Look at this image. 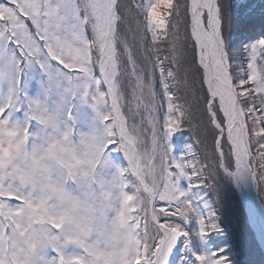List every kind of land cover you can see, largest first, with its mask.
Instances as JSON below:
<instances>
[{
	"label": "snow or ice",
	"instance_id": "6c2138e0",
	"mask_svg": "<svg viewBox=\"0 0 264 264\" xmlns=\"http://www.w3.org/2000/svg\"><path fill=\"white\" fill-rule=\"evenodd\" d=\"M260 7L259 25L240 27L234 48L229 49L223 0H128L127 4L123 0H0V80L9 84L7 102L0 104V117H4L0 124L7 123L6 113L25 108L28 95L21 81L26 72L39 66L53 81L49 68L55 66L68 80L75 76L83 82V97L91 96L93 109L104 106L105 111H97L106 129L104 149L122 153L127 161L125 171L150 194L147 206L133 204L127 209L131 215L126 217L123 210L119 214L122 224H131L134 239L131 258L124 264H228L224 248L205 247L209 233L218 227L215 213L209 210L207 217L199 213L191 195L203 166L190 146L174 155L168 143L186 116L174 102L169 82H179L181 68L198 61L204 113L217 134L218 167L230 169L234 158V175L248 169L256 177L257 164L264 169V4ZM134 8L142 17V28L137 19L141 35L133 34L130 43L122 26ZM181 12L183 37L178 35L176 22ZM164 43L168 55L161 58L159 45ZM135 44L144 49L142 65ZM184 71L187 76L188 69ZM122 77L133 81L136 110L147 113L151 127L147 143L122 110ZM158 95L167 102L160 131L155 115ZM225 144L229 147L227 162ZM132 199L126 196L124 205ZM25 203L23 195L0 191V254L8 250L9 227L15 225L13 232L21 227L17 218ZM193 221L195 227H190ZM51 223L61 228L55 219ZM53 249L56 255L47 264H84L80 257L66 258L60 248Z\"/></svg>",
	"mask_w": 264,
	"mask_h": 264
},
{
	"label": "clouds",
	"instance_id": "9594fccd",
	"mask_svg": "<svg viewBox=\"0 0 264 264\" xmlns=\"http://www.w3.org/2000/svg\"><path fill=\"white\" fill-rule=\"evenodd\" d=\"M47 83L58 89L54 99L47 90L28 96L26 107L6 113L7 123L0 124V182L10 178L8 188L26 201L17 218L21 228L0 258L6 264H47V252L55 246L80 255L84 264H124L134 239L131 224H122L119 214L131 215L127 209L133 204L147 206L150 194L125 171L127 164L116 163L113 152L104 149L101 110L93 109L90 96L83 97V82L73 76ZM78 103L90 104L97 120L79 131L68 115ZM129 195L133 199L125 206ZM53 219L61 223L59 230L51 226Z\"/></svg>",
	"mask_w": 264,
	"mask_h": 264
},
{
	"label": "rangeland",
	"instance_id": "374dc122",
	"mask_svg": "<svg viewBox=\"0 0 264 264\" xmlns=\"http://www.w3.org/2000/svg\"><path fill=\"white\" fill-rule=\"evenodd\" d=\"M123 2L125 4H127L128 0H123ZM223 2L226 5V16H227V18L225 21V34H226L225 35V43L227 46V39L229 40L230 27L233 26V23L238 20V19L234 18L230 14V12L237 14L238 11H240L241 9L248 7L252 11L251 14L255 15L256 18L261 21L262 9L260 6L262 4H264V0H223ZM243 18H245V17H242V19ZM137 19L141 20L140 27L142 28V17L140 16L139 10L134 8L132 10V12L129 14L128 19L126 21V24L122 26V34L128 36L130 43H132L133 34H135L137 37L139 35H141V33L138 31L137 24L135 22ZM176 22L179 25L178 35L183 37L185 35V20H184L183 12H181V15L176 18ZM167 46H168L167 43L159 45V47L161 49V51H160L161 58L168 55ZM186 46H187V48L189 50V54H190L191 42L188 41ZM233 48H234V45H233L232 49ZM134 51H135V54L137 57L138 64L142 65L144 62L143 61L144 49L139 44H135L134 45ZM240 55L243 56V53H240ZM189 60H191L190 55H189ZM197 67H198V61L195 64H191V63L186 64V65H184V67L181 68L179 76H178L179 82H174V81L169 82L170 88H171V94L174 97V102L186 111V116H185L181 126L185 127V131L187 132L185 134V137L191 138V140H190L191 144H189V146L192 148L191 151L197 154V160L199 161V165L203 166V173L198 180L208 179L210 181L209 183L212 184V185H210L207 182L206 185L203 184L202 186H200V189L202 191L201 196L204 200V202H202V204H203V208H204L206 214L208 213L209 210H211V207H212V209L215 213V216L218 218H220V216L222 214L225 217H232V218L237 219V218H239L240 214H242L241 204L245 208V205L243 203L244 199L242 198V196L238 195L237 192L235 191V189H236L235 185L236 184H235L234 178L232 177L231 172L229 170H224L222 172L221 168L218 167V159H219L218 152L214 148V138H215L214 136L216 133L213 131L212 128L209 127L207 117L204 113V104H203V99H202L201 92H200V72L197 71ZM185 68L188 69L187 76H185V71H184ZM49 73H51V75L53 77H55V79L57 81H59V79L62 75V73H60L55 66H52L49 68ZM45 75H46L45 82L47 84L48 74L45 73ZM62 76L64 77V75H62ZM24 79H26L28 81L29 90L32 89V94H30V93H27L25 91V87H24L23 90H24V92L27 93L28 96H37V95H43L44 94V91L42 92L38 87L40 85L41 80L39 79L38 72L35 70L34 67L30 68L26 72V74L24 75ZM185 80H186V83H185ZM0 81H1V85L4 86L3 88L0 89V94H1V96L6 95L8 98L9 84L7 81H4V80H0ZM132 86H133V81L130 78L122 77V90H123L124 96H125L124 101H122V104H123L122 110H124L125 115L128 118L129 125L131 126L132 124H135L139 128L140 123H139V121H138V123H136L134 121V118L136 116L137 117L143 116V114H140V113H141V111L143 113L144 110L140 109L139 111H137L135 106L133 105V104H135V101L132 100V95H131ZM46 90L49 93V99H54L58 94V89H56L55 86L49 85V87L47 89H45V91ZM90 99H91V96H90ZM155 103L157 106H159L158 111L155 113V115H156L157 120H158V125L160 127L159 131H160L162 128V124L164 122L166 111H167V102L164 101L161 98V96L158 95ZM102 107L104 109L103 105L99 106L101 111H102ZM69 111H71L74 114L75 126H77L78 131L84 127H87V126H90V125L97 123L95 110H93L91 108L90 104H79L78 103L74 107L69 108ZM162 112H163V117H162ZM144 115H145L144 121L146 124L147 139H150L151 129L149 128L148 120H146L147 119V113L145 111H144ZM177 115H179V114L177 113ZM3 118L0 117V119H3ZM141 119H142V117H141ZM140 131H141V133H144L143 129H140ZM179 134H181V129L177 130L176 132H174L171 135V137L168 139V143H172V145H174L173 140H176V139L172 138V136L176 135L178 137ZM223 149L225 152V162H227L228 161V154H229L228 145L225 144ZM252 150L255 153L256 149L252 148ZM184 151H185V149L183 148L182 153H179L177 155L183 154ZM188 159H189L190 164H191V158H188ZM207 159H212V160H215V162H216V165H215L216 172L215 173L210 172L211 175H207V173L205 172V167H207V169L209 170L208 164L206 162ZM232 164L234 165V158L232 159ZM211 167L213 168L212 163H211ZM258 167H259V165H258ZM259 171H260V173H258V171L256 169V172H257L256 182L259 186L258 187L256 185V189H257V192L259 194H263L264 189H263L261 182L264 179H261V173H264V169H261L259 167ZM189 172L191 173V167H189ZM244 173H245V169H242L240 171V173L237 174V176L239 174H241V176H244ZM219 184H221L224 187L225 192L227 194V195H224L223 192L221 191L222 192V197H221V196H219V195H221V193L219 191H218V193H216V195L219 194L218 195L219 197L225 199V200L222 199L223 202H222L221 207H219V206L217 207L213 203V199H211V195H210L211 191H213L215 193V186H218ZM231 186L233 188L235 186V189H234L235 192L232 190ZM1 189H3V191H5V192H12V190L10 188H8V185H5ZM218 189H219V187H218ZM254 190H255V188H254ZM230 204L232 206L237 207V215L236 216L231 215L232 207ZM51 226L53 227L52 224H51ZM57 230H59V229H57ZM25 232L20 231V235L21 236L25 235ZM52 250L55 251L53 248H52ZM65 255H66V258L73 256L72 252L70 250L67 253H65ZM233 257H234V255L228 259V262L230 264H249V262H251V261L258 262V257L256 256L255 251L253 252L252 257H248V256L240 257L238 255H237L236 259H233ZM2 264H6V261L2 262Z\"/></svg>",
	"mask_w": 264,
	"mask_h": 264
},
{
	"label": "trees",
	"instance_id": "16d2710c",
	"mask_svg": "<svg viewBox=\"0 0 264 264\" xmlns=\"http://www.w3.org/2000/svg\"><path fill=\"white\" fill-rule=\"evenodd\" d=\"M251 13H252V11L248 7L244 8V9H241L240 11H238L237 14H234V13L230 12V14L234 18L238 19L237 21H235L233 23V26H231L230 30H229V40L227 39V41L231 42L232 45H234V42H235L236 36H237V31H238V29L240 27L247 26V25H250V24L259 25V23L261 22L259 19L256 18L255 15H252ZM242 17H245V18L242 19ZM62 75H61L59 81L62 80V78H63ZM47 86L48 85H44L42 82H40V85L38 87L43 92V91H45V88ZM149 128H150V126H149ZM215 136H216V134H215ZM187 146H189V145L187 144ZM173 154L177 155V153H173ZM206 162H207V164L210 167H211V163H212L213 168H214V169L212 168L213 169L212 171L216 172V169H215L216 162H215V160L207 159ZM4 182H7V180H5L3 182H0V184H3ZM8 182H10V180ZM218 187H219V189H218ZM231 188L234 191V188L232 186H231ZM218 191L221 193V195L218 194L221 197H222V192H223L224 195H227V194L225 192L224 187L221 184H219L218 186H215V193H214V195L216 196L215 204L217 206L221 207L222 206V202L225 199H223V198L219 197L218 195H216V193H218ZM263 196H264V191H263ZM231 207H232L231 215H235L236 216L237 215V207L236 206H232V205H231ZM241 211H242V214H240L239 218H237V219L232 218V217H225V216H223L221 214V216H223V218H225V219H222L221 222L227 223L225 225V227H223V231H225V233L229 234L230 237L233 239V241H234L233 245H234L235 250L236 249L237 250L238 249H240V250L244 249L245 252H246V256H248V257H252L254 251L258 253V256H257L258 257V262L251 261V264H264V261L262 260V255H261V252H260V250L258 248V245H257V243L255 242V240L253 238L252 232L250 231L249 227L246 224L245 214L243 212L242 207H241ZM243 219H244L245 227L242 225V222H243L242 220ZM246 243H247V245H246Z\"/></svg>",
	"mask_w": 264,
	"mask_h": 264
},
{
	"label": "water",
	"instance_id": "95a60500",
	"mask_svg": "<svg viewBox=\"0 0 264 264\" xmlns=\"http://www.w3.org/2000/svg\"><path fill=\"white\" fill-rule=\"evenodd\" d=\"M245 172L246 175L249 174L251 176L250 170L245 169ZM241 181L245 187L244 191L241 192L237 185L236 187L244 199L243 203L249 217L250 225L255 231L257 239L260 242L264 252V210L261 206V203L258 201V197L256 191L253 189V182L251 181L250 177H247L246 180L241 179Z\"/></svg>",
	"mask_w": 264,
	"mask_h": 264
},
{
	"label": "bare ground",
	"instance_id": "6f19581e",
	"mask_svg": "<svg viewBox=\"0 0 264 264\" xmlns=\"http://www.w3.org/2000/svg\"><path fill=\"white\" fill-rule=\"evenodd\" d=\"M212 170H213V169H212V167H211V169H209L208 172H212ZM239 187H240V190H241V189H242V186L239 185Z\"/></svg>",
	"mask_w": 264,
	"mask_h": 264
}]
</instances>
